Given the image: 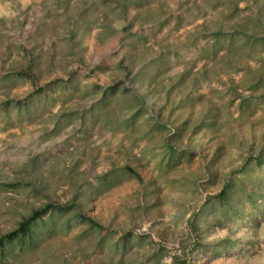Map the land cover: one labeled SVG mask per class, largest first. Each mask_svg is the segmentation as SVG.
<instances>
[{
  "label": "rangeland",
  "instance_id": "1",
  "mask_svg": "<svg viewBox=\"0 0 264 264\" xmlns=\"http://www.w3.org/2000/svg\"><path fill=\"white\" fill-rule=\"evenodd\" d=\"M66 1L0 0V80L33 58L42 65L40 80L0 90V109L7 99H32L59 82L100 91L49 104L41 116L34 105L31 122L14 112L6 125L0 115V240L34 210L77 206L85 190H97L84 196L85 223L52 236L45 231L15 264H264L262 197L244 203L238 216L197 227L209 200L222 197L233 174L264 151L263 46L201 58L212 33L231 29L229 10L218 4L226 0H157L108 19L91 11L97 0ZM239 8L262 23L249 33L264 36V0ZM85 13L90 24L74 36L70 20ZM162 52L167 62L154 66L155 80L134 82ZM117 82L145 98V117L165 125L163 133L150 138L145 127L114 131L61 116H79ZM170 151L180 156L173 168ZM88 221L102 229L92 232ZM128 235L130 249L114 246ZM6 261L0 253V264Z\"/></svg>",
  "mask_w": 264,
  "mask_h": 264
},
{
  "label": "trees",
  "instance_id": "2",
  "mask_svg": "<svg viewBox=\"0 0 264 264\" xmlns=\"http://www.w3.org/2000/svg\"><path fill=\"white\" fill-rule=\"evenodd\" d=\"M70 1H66L67 5ZM245 1L248 0H226L218 3L226 6L227 10H229L226 18L232 24L230 25L231 29H222L212 33L210 36L211 40L209 39L205 45L201 58L215 60L221 52L230 54L238 51H254L258 45H262L264 48V36H256L250 34L248 31V29L258 27L262 23L257 22L251 15L241 16L240 14L241 10L244 9L239 8V3ZM96 2L91 11L95 13L102 12L105 19H108L110 16L122 18L130 10H141L144 7L155 4L157 0H97ZM67 9V6L63 7V10ZM87 18L88 14L86 15L85 13L83 16L81 15L74 20H70L72 24L70 31L74 36H79L82 28H88L90 22ZM171 19L172 16L167 17L160 22V26H167ZM179 27L177 26V28ZM107 28L114 31L111 26ZM167 57V54L163 53L160 57L144 64L136 73L134 82L139 77H148L155 80L153 76L154 66L166 63ZM41 78V57H36L28 63L24 71H18L15 74L3 77V80H0V90L3 87L13 88L24 83L26 80H40ZM51 87L53 88L49 93L45 92L42 88L39 89V93L32 99L30 95L25 101L15 102L10 99L4 101L2 103L3 109H0L1 122L9 125L14 112H16L20 122L24 119L31 122V110L34 105L40 108L41 116L47 111L49 104L53 105L56 102L65 104L77 97L86 98L97 95L100 92L96 91V88L87 87L81 93L82 89H80L77 83L66 85L64 82H59L53 84ZM261 87L262 82H258L256 85H253L252 89L255 90ZM145 110V98L132 91L124 82H117L103 90L100 99L79 116L74 117L75 113L73 112H65L61 116L64 120H68V122L73 119H81L84 123H86L87 119L93 120L94 123H100L101 126L114 131L127 132L130 130V132H135L145 127L147 131L144 135H149L150 138L155 133H163L166 130V126L161 123L152 124L150 118L145 117ZM180 134V132L175 133L174 137H179ZM169 153L167 166L173 168L179 162L180 156L176 151H170ZM95 190L97 189L93 186L85 190L83 195H81L83 199H81L77 206L49 204L45 209L34 210L29 217H25L16 231L0 240L1 256L3 258L6 257L8 260L4 264H15L24 248L31 250L37 248L43 241L41 236L45 231L49 230V236H52L61 232H67L71 226L80 222L85 223L86 219L82 216V210L86 205V198L84 199V196L86 194L90 195ZM263 190L264 151L255 163L233 174L231 180L227 182L223 189L222 197L217 196L209 200L198 215V229L206 224H218L223 218L240 215L244 203L247 202L250 205H254L259 197L264 199ZM218 201L221 203H218ZM217 215H219L218 218ZM87 224L90 227L89 229L94 233L102 229L93 221H88ZM134 243L135 241L128 235L122 241L116 242L114 246L118 249H130Z\"/></svg>",
  "mask_w": 264,
  "mask_h": 264
}]
</instances>
